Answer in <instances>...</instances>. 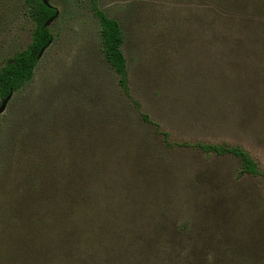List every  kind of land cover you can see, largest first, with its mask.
<instances>
[{"label": "rangeland", "instance_id": "rangeland-1", "mask_svg": "<svg viewBox=\"0 0 264 264\" xmlns=\"http://www.w3.org/2000/svg\"><path fill=\"white\" fill-rule=\"evenodd\" d=\"M49 1L58 13L49 25L53 41L0 113V236L20 235L8 226L12 220L23 230L41 223L56 206H45L42 193L70 192L65 185L73 183L83 193L77 201L85 194L98 223L115 233L81 234L78 250L89 260L82 264H264V179L240 174L236 157L169 150L157 139L142 143L128 174L101 163L98 147L93 155L83 150V139L87 147L98 144L91 139L95 119L111 120L118 110L137 115L104 60L90 1ZM98 6L124 32L130 89L141 111L174 142L240 146L264 172V0ZM34 28L24 0H0V65L26 47ZM137 133L152 136L148 127ZM25 235L23 250L13 248L21 264L81 260L34 231ZM142 250L148 258L137 260Z\"/></svg>", "mask_w": 264, "mask_h": 264}, {"label": "trees", "instance_id": "trees-1", "mask_svg": "<svg viewBox=\"0 0 264 264\" xmlns=\"http://www.w3.org/2000/svg\"><path fill=\"white\" fill-rule=\"evenodd\" d=\"M89 1L91 3L93 14L98 20L100 26L99 38L104 60L116 73L118 87L124 99L133 105L137 117L134 119L132 116H126L121 110H118L117 112H113L114 115L111 117V120L104 122L95 119L92 123L93 134H91V139L96 138L98 144L94 148L92 143H88L87 147L84 145L86 140L83 139L84 143L81 144L83 150L87 153L93 152L91 154L93 155L98 147L103 153L101 159H99L101 163H112L118 169L126 171L128 174H133L131 171L134 167L133 155L142 153L139 151L141 150L143 142L156 141L159 139L163 146L169 150L176 148H191L201 151L207 157L212 155H232L240 161V174L261 176L264 179V172L258 169L256 162L242 147L218 143L174 142L171 140L169 132L163 130L160 123L152 120L148 114L141 111V105L134 99L130 89L127 60L123 52V46L125 43L124 32L116 19L109 17L104 10L99 8L98 0ZM24 5L35 23V28L32 31L30 42L26 47L22 50L16 51L0 65V101L10 92L14 93L19 91L32 79L34 69L39 62L38 53L40 49L47 47L48 43L53 41L50 27H44V23L57 11L56 8L52 5H45L42 0H24ZM141 127L150 128L152 130V136L141 137L139 133H137V131L141 130ZM73 137L75 136L72 135V140L74 139ZM63 145L65 146H62V149H65V147L69 148L70 146L69 142ZM144 150L145 149L143 148L141 151ZM53 170L55 169L53 168ZM70 180L74 181L73 178H70ZM80 181L85 183L83 180ZM54 182L52 180V183ZM74 182L76 184L78 183V181ZM65 186H67L72 193L68 191H60L59 194L53 192L47 195L42 193L47 201V203L44 204L45 206H52L54 203H56V206H52V209L44 211L41 223L34 220L25 230L22 229L24 228L23 225L19 227L17 226L18 222L15 224L13 220L8 224L10 228L19 229L20 235H15V237H13L5 232L3 233L4 237L0 236V243L2 245L0 248V262H3V264H21L14 259L13 248H18V245L24 240V238H26L25 233H31L33 231L38 235L40 240L45 241L44 243L50 242L51 244H60L64 248L63 254L69 256V259H81L77 264H82V261L83 263L89 261L88 258H82L86 256L87 253L83 254L80 249L78 250L79 244L77 241L81 234H93L96 237L97 229H99L100 234L98 237H113L115 234L114 228L109 227L110 230H108L106 226L101 225L102 223H98L95 211L96 207L88 209L89 207L87 205L85 194L80 202L77 201L78 197L83 195L79 190H75L77 185L71 183L70 185ZM71 207L76 211H69L72 209ZM89 210L91 213H89ZM77 213L79 214L78 216H72V214ZM18 216L20 217V215ZM85 216H91V221L87 222L89 218L85 219ZM6 217L8 220L9 216L6 215ZM11 219H14V217ZM83 219L84 222L81 221ZM8 240L14 243L9 244L7 242ZM76 243L77 245L75 246ZM103 243H107V240L103 239ZM7 244V252H3L2 248ZM73 248L78 251L76 252ZM75 252L76 254H74ZM146 254L147 253L143 251L142 256H140L141 254H137L135 258L142 261L144 258H148ZM71 256L73 258H71ZM128 256L130 255L126 253L125 259H127ZM131 257L135 260L133 256ZM57 258L61 260L60 255H58ZM135 262L136 261H133L132 263L135 264Z\"/></svg>", "mask_w": 264, "mask_h": 264}, {"label": "water", "instance_id": "water-1", "mask_svg": "<svg viewBox=\"0 0 264 264\" xmlns=\"http://www.w3.org/2000/svg\"><path fill=\"white\" fill-rule=\"evenodd\" d=\"M42 1H43V3L45 5L51 6V4L49 3V1H47V0H42ZM57 15H58V13L56 11L49 19H47V21L44 23V27H48L51 24V22L57 17ZM48 45H49V43H48ZM45 48L46 47H43V48L40 49V51L38 53V58L41 56V54L43 53V51H44ZM11 95H12V92H10L5 98H3L0 101V113H2L5 110L6 105H7V103L9 102V100L11 98Z\"/></svg>", "mask_w": 264, "mask_h": 264}]
</instances>
